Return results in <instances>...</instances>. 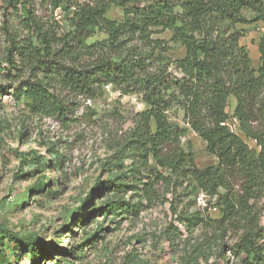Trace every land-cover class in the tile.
Here are the masks:
<instances>
[{"label": "trees", "instance_id": "trees-1", "mask_svg": "<svg viewBox=\"0 0 264 264\" xmlns=\"http://www.w3.org/2000/svg\"><path fill=\"white\" fill-rule=\"evenodd\" d=\"M46 2L54 8L65 4L73 9V29L57 37L29 2L23 6L22 26L28 33L20 38L13 35L5 60L11 68H17L19 61L42 71L50 81L47 86L42 79L22 81L17 97L31 99L33 108L55 104L47 87L53 88L57 80L65 90L87 97L96 96L106 84L142 94L147 107L137 113L135 126L116 157L118 177L113 183L118 194L128 189L137 192L131 200L114 202L115 210L118 204L123 212L137 214L153 205L159 181L167 185L173 184V178L174 182L189 181L193 194L215 199L221 217L213 219L196 211L179 219L195 226L215 223L223 236L235 233V241L226 250L239 264H264V34L255 68L241 44L244 31L238 27L251 20L264 26V0ZM111 5L123 10L122 20L106 16ZM155 30H169L171 41L185 49L183 57L166 58L169 48L152 37ZM97 31L106 37L88 43ZM231 97L236 100L233 115L227 111ZM178 103L185 122L217 157L216 165L198 167L192 151L184 149L182 138L188 129L172 123L168 115ZM231 117L241 134L231 127ZM0 234L10 242L19 238L5 228H0ZM30 240L22 242L30 245Z\"/></svg>", "mask_w": 264, "mask_h": 264}, {"label": "rangeland", "instance_id": "rangeland-1", "mask_svg": "<svg viewBox=\"0 0 264 264\" xmlns=\"http://www.w3.org/2000/svg\"><path fill=\"white\" fill-rule=\"evenodd\" d=\"M28 2L57 37L73 29V9L65 4L54 8L46 0H0V228L19 236L10 242L0 234V264H239L226 250L235 233L223 236L215 223L195 226L179 219L196 211L213 219L221 217L215 199L193 194L189 181L173 178L169 185L159 181L153 205L137 214L123 212L118 204L115 210L114 202L131 200L137 192L128 189L118 194L113 183L118 177L116 157L137 113L147 107L142 94L106 84L96 96L87 97L65 90L57 80L53 88L47 87L55 104L33 108L31 99L17 97L22 81L42 79L45 86L50 81L42 71L19 61L17 68H11L5 60L13 35L20 38L28 33L22 26L23 6ZM246 15L253 18L249 12ZM106 16L122 20L124 13L111 5ZM238 27L244 31L241 44L258 68L263 23L251 20ZM171 36L169 30L152 34L168 46L166 58L179 59L185 49ZM105 37L97 31L88 43ZM13 57H18L16 51ZM235 104L231 97L230 115ZM168 115L172 123L188 129L182 145L192 151L198 167L216 165L217 157L185 122L182 105L176 104ZM229 123L241 134L235 118ZM23 238L32 243L27 245Z\"/></svg>", "mask_w": 264, "mask_h": 264}, {"label": "crops", "instance_id": "crops-1", "mask_svg": "<svg viewBox=\"0 0 264 264\" xmlns=\"http://www.w3.org/2000/svg\"><path fill=\"white\" fill-rule=\"evenodd\" d=\"M233 98V97H232Z\"/></svg>", "mask_w": 264, "mask_h": 264}]
</instances>
